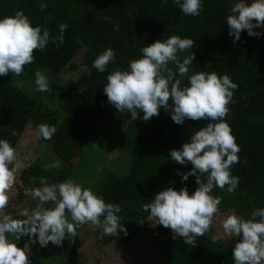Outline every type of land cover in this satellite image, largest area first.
Wrapping results in <instances>:
<instances>
[{
    "label": "trees",
    "instance_id": "16d2710c",
    "mask_svg": "<svg viewBox=\"0 0 264 264\" xmlns=\"http://www.w3.org/2000/svg\"><path fill=\"white\" fill-rule=\"evenodd\" d=\"M41 3L47 8L41 10ZM202 5L199 16H188L173 0L166 5L162 0H0V19L22 10L33 26L48 29L54 37L60 34L59 25H68L64 42L50 41L43 51L37 50L34 62L23 71L27 80L37 70L52 72L55 81L45 93L57 107L22 88L17 75L0 77V139L16 148L30 125L55 126L53 137L42 140L51 142L52 153L62 163L61 168L52 169H46L47 164L39 160L30 163L17 174L10 196L15 191L22 197L30 194L32 188L41 187L40 177L49 184L71 177L83 148L116 109L103 91L107 76L117 68L130 70L129 61L141 58V48L157 40L172 35L191 38L195 42L193 48L180 53L181 59L195 53L190 75L215 71L220 76L228 75L238 85L233 90L226 121L241 149L239 163L232 166V175L238 176L240 183L232 193L227 192V186L224 190L213 188L211 194L222 198L220 212L211 230L196 237L194 247L185 244L183 237L173 239L172 230L152 220L144 205L169 187L177 191L187 187L190 194L199 187L196 176L184 181L177 174L191 171L193 165L176 163L170 153L182 149L191 135L210 121L186 119L184 124H176L171 111L165 109L149 121L143 119L142 111L137 119H132L130 112H123L130 117L118 147L131 158V165L123 176L108 171L95 193L106 203L120 205L117 215L127 234L106 236L96 226H79L77 235L70 238L74 241L65 239L62 246L49 242L42 247L55 258V264H79L85 257L81 253L95 246L99 250L112 246L119 255L112 258L119 260L116 264H235L232 252L239 238L222 235V221L230 214L251 219L255 209L264 208V27L256 29L258 36H250L244 30L235 40L229 36L227 23L231 0H202ZM108 48L115 51V62L105 72H98L93 62ZM80 54L82 62L77 64L75 59ZM64 72L79 73L76 81L68 82L73 84L71 90L66 91L59 83ZM177 78L182 87L188 84L187 77ZM201 179L206 182V174ZM30 200L29 210H33L39 201L32 197ZM12 202L8 211L18 218ZM28 241L25 236L17 244L24 247Z\"/></svg>",
    "mask_w": 264,
    "mask_h": 264
},
{
    "label": "clouds",
    "instance_id": "9594fccd",
    "mask_svg": "<svg viewBox=\"0 0 264 264\" xmlns=\"http://www.w3.org/2000/svg\"><path fill=\"white\" fill-rule=\"evenodd\" d=\"M167 3L168 0H162V4ZM173 3L188 16H199L203 8L202 0H173ZM40 7L44 10L47 5L41 3ZM227 23L229 36H234L235 40L240 39L244 30L250 36L260 35L256 29L264 27V0H255L251 5L245 0H231ZM67 27V24L59 25V36H51L48 29L33 26L22 10L0 19V77L10 73L21 75L25 66L34 62L37 50L43 51L50 41L64 42ZM194 44L191 38L178 35L157 40L141 48V58L129 61L130 70L117 68L111 72L103 88L108 103L119 112H130L132 119H137L142 111L143 119L149 121L165 109L171 111L176 124L182 125L186 119L210 121L195 131L182 149L170 153L176 163L193 165L191 171L177 174L182 175L184 181L196 176L199 187L192 194L187 187L179 191L169 187L144 205V211H150L152 220L172 230L173 239L183 237L184 243L193 247L196 237L211 230L220 212L222 198L211 194L213 188L224 190L227 186V192L232 193L240 183L239 177L232 175V166L239 163L241 150L226 121L233 90L238 85L228 75L220 76L215 71L190 75L195 53L190 52L183 59L180 53L192 49ZM115 59V51L108 48L97 56L93 67L103 73ZM178 76L187 77L188 84L182 87ZM35 84L40 92L50 90L47 76L39 70L35 72ZM36 131L45 140H50L56 128L40 124ZM13 164L14 167H9ZM59 166L56 162L45 167ZM22 167L16 148L8 140L0 139V264H32L33 244L38 242L41 247H46L51 242L62 246L65 239L77 235L79 226L89 223L101 229L102 235L127 234L117 215L121 212L120 205L106 203L91 188L72 179L49 184L45 177H40L41 187L30 190L31 197L39 203L33 210H19V218H14L8 211L10 194L16 184V173ZM205 174L206 182L201 179ZM32 179L35 183L36 178ZM49 202L53 207L44 206ZM251 217L246 219L230 214L222 221V235L239 238L232 252L235 264H264V208L255 209ZM25 236L30 240L24 247H19L17 242Z\"/></svg>",
    "mask_w": 264,
    "mask_h": 264
},
{
    "label": "rangeland",
    "instance_id": "374dc122",
    "mask_svg": "<svg viewBox=\"0 0 264 264\" xmlns=\"http://www.w3.org/2000/svg\"><path fill=\"white\" fill-rule=\"evenodd\" d=\"M75 62L81 64L82 54L75 59ZM81 68L84 69L83 67ZM40 71L47 76L49 85L55 81L52 72L44 69ZM78 76L79 73L64 72L63 76L59 77V83L65 87L66 91L71 90L73 84L68 82L72 80L76 81ZM17 77V83L22 88L31 94H39L45 104L57 107V103L47 98L45 92L37 90L35 75L29 80L25 78L23 73ZM112 113L114 115L112 114V117L103 121L100 129L92 137L90 143L83 148L69 178L82 184L84 187L91 188L94 192L99 188L101 180L108 171H112L118 176H123L127 173L131 165V158L118 147V142L128 125L130 115L119 112L117 109H113ZM36 129L30 125L23 134L21 143L16 147L18 160L23 164V167L16 173V176H18L17 174L22 169L26 168L35 160H39L41 163L47 165L59 162L60 166L57 168H61L62 166L60 160L52 153L51 142L43 141L42 137L37 134ZM9 167H14V164L9 165ZM30 198L31 195L29 193H25L24 197L20 196L18 191L12 193L11 200L13 201L14 209H17V212L25 208L29 209ZM90 227H94V225L90 224ZM27 237L30 240V237ZM31 247L30 259L32 260V264L56 263L55 258L48 254L38 242ZM81 256L85 257L79 264H116L119 262V260L112 259L113 256H119L115 254L112 246L106 248L101 247V250L95 246L90 251L82 252Z\"/></svg>",
    "mask_w": 264,
    "mask_h": 264
},
{
    "label": "water",
    "instance_id": "95a60500",
    "mask_svg": "<svg viewBox=\"0 0 264 264\" xmlns=\"http://www.w3.org/2000/svg\"><path fill=\"white\" fill-rule=\"evenodd\" d=\"M245 2H246L248 5H251L252 3L255 2V0H245Z\"/></svg>",
    "mask_w": 264,
    "mask_h": 264
}]
</instances>
